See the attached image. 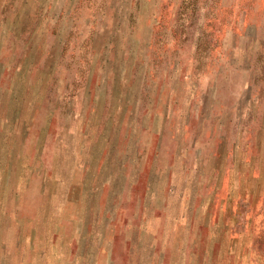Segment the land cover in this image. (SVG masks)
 Wrapping results in <instances>:
<instances>
[{
  "label": "rangeland",
  "instance_id": "obj_1",
  "mask_svg": "<svg viewBox=\"0 0 264 264\" xmlns=\"http://www.w3.org/2000/svg\"><path fill=\"white\" fill-rule=\"evenodd\" d=\"M0 264H264V0H0Z\"/></svg>",
  "mask_w": 264,
  "mask_h": 264
}]
</instances>
